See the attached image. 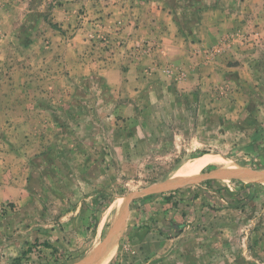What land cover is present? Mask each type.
<instances>
[{
	"label": "rangeland",
	"instance_id": "374dc122",
	"mask_svg": "<svg viewBox=\"0 0 264 264\" xmlns=\"http://www.w3.org/2000/svg\"><path fill=\"white\" fill-rule=\"evenodd\" d=\"M263 173L264 0H0V264H264Z\"/></svg>",
	"mask_w": 264,
	"mask_h": 264
},
{
	"label": "bare ground",
	"instance_id": "6f19581e",
	"mask_svg": "<svg viewBox=\"0 0 264 264\" xmlns=\"http://www.w3.org/2000/svg\"><path fill=\"white\" fill-rule=\"evenodd\" d=\"M220 160V159H219ZM202 161H207V162H210L212 161L214 164L216 161L212 160L211 158H205L204 160ZM222 163V162H221ZM209 164V163H208ZM224 164V163H223ZM193 164H187V165H184L183 167H181L180 169H178V171L175 173V176L168 182L169 186L170 185H178V184H182L184 182H181L183 179H185L193 170ZM232 172H239L240 169H231ZM239 177H241L242 175H238ZM242 178V177H241ZM244 180H246L247 178H242ZM98 254H95L94 257H95V260L96 258L98 257L97 256ZM100 255V254H99ZM100 259V258H99ZM94 263V262H93ZM92 263V264H93Z\"/></svg>",
	"mask_w": 264,
	"mask_h": 264
},
{
	"label": "trees",
	"instance_id": "16d2710c",
	"mask_svg": "<svg viewBox=\"0 0 264 264\" xmlns=\"http://www.w3.org/2000/svg\"><path fill=\"white\" fill-rule=\"evenodd\" d=\"M212 182H208V185H211ZM175 191L177 192L178 190H174V191H167V193L165 194V200L166 202L170 203L172 201V199L174 198V193ZM183 224H173L171 225V228L174 232H172L173 237L178 236L180 232H182L183 230Z\"/></svg>",
	"mask_w": 264,
	"mask_h": 264
},
{
	"label": "water",
	"instance_id": "95a60500",
	"mask_svg": "<svg viewBox=\"0 0 264 264\" xmlns=\"http://www.w3.org/2000/svg\"><path fill=\"white\" fill-rule=\"evenodd\" d=\"M253 172V171H252ZM223 175V174H222ZM222 175H220V173H218L217 175L215 174V175H211V177L212 178H220V176H222ZM263 175H264V173H263ZM160 189V188H159ZM160 190H162V189H160ZM156 191V190H155ZM151 192H153V191H148L147 193H151ZM145 194V193H144ZM119 228V226H116V228L113 230V233H111L112 234V236L114 235V233H116V230ZM106 246H108V244H106L104 247H102V248H100L99 250H103ZM106 249V248H105ZM98 250V251H99ZM97 251V252H98ZM96 252V253H97ZM95 253V254H96ZM94 254V255H95ZM93 262H95V257L93 256L90 260H88V261H86V262H84V263H82V264H92Z\"/></svg>",
	"mask_w": 264,
	"mask_h": 264
},
{
	"label": "crops",
	"instance_id": "0c3cea01",
	"mask_svg": "<svg viewBox=\"0 0 264 264\" xmlns=\"http://www.w3.org/2000/svg\"><path fill=\"white\" fill-rule=\"evenodd\" d=\"M212 28H215V27H212Z\"/></svg>",
	"mask_w": 264,
	"mask_h": 264
}]
</instances>
